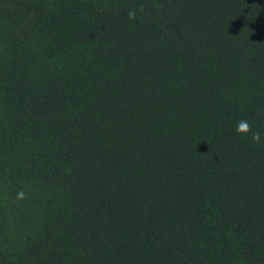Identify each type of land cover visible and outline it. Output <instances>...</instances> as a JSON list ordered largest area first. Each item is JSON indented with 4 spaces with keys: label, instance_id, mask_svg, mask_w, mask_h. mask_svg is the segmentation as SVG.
Wrapping results in <instances>:
<instances>
[{
    "label": "trees",
    "instance_id": "trees-1",
    "mask_svg": "<svg viewBox=\"0 0 264 264\" xmlns=\"http://www.w3.org/2000/svg\"><path fill=\"white\" fill-rule=\"evenodd\" d=\"M0 264H264V0H0Z\"/></svg>",
    "mask_w": 264,
    "mask_h": 264
},
{
    "label": "clouds",
    "instance_id": "clouds-1",
    "mask_svg": "<svg viewBox=\"0 0 264 264\" xmlns=\"http://www.w3.org/2000/svg\"><path fill=\"white\" fill-rule=\"evenodd\" d=\"M236 131L240 134L251 133V139L254 143H260V133L254 132L251 125L246 120H241L237 122ZM22 195V194H21Z\"/></svg>",
    "mask_w": 264,
    "mask_h": 264
}]
</instances>
